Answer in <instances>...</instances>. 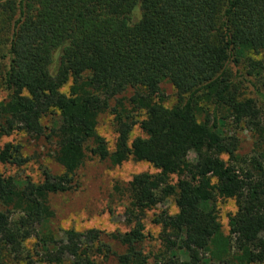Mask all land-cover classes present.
<instances>
[{
	"label": "trees",
	"instance_id": "1",
	"mask_svg": "<svg viewBox=\"0 0 264 264\" xmlns=\"http://www.w3.org/2000/svg\"><path fill=\"white\" fill-rule=\"evenodd\" d=\"M0 25L8 32L0 138L44 139L60 168H42L37 180L0 174V264H147L150 210L167 255L161 264H264V126L240 90L245 79L264 100V0H0ZM241 63L257 83L243 78ZM164 81L174 90L169 104ZM104 112L112 150L97 132ZM227 121L257 134L259 151L242 165ZM136 126L141 135L130 139ZM87 154L152 169L122 189L124 232L49 228L50 196L76 190ZM27 161L20 144L0 146V163ZM170 198L174 213L155 210ZM226 199L235 211L224 230L217 203Z\"/></svg>",
	"mask_w": 264,
	"mask_h": 264
},
{
	"label": "rangeland",
	"instance_id": "2",
	"mask_svg": "<svg viewBox=\"0 0 264 264\" xmlns=\"http://www.w3.org/2000/svg\"><path fill=\"white\" fill-rule=\"evenodd\" d=\"M7 34V28L0 25V46L2 49H4L3 44ZM239 70L243 78L246 77L248 79V82H258L256 77L246 75V69L242 63L239 65ZM236 82L239 81L236 80ZM161 86L168 96V104L172 103L173 87L167 81H164ZM65 89L66 87L63 88L64 91ZM240 90L242 92L241 99H252L260 109L261 121L264 126V100L245 82V79L240 82ZM130 93L131 91H126L121 96L128 97ZM6 94L7 92L3 89V86L0 85V99H3ZM51 122V116H47L42 120L45 126H50ZM224 129L229 134H234L239 138V148L236 151L239 157V164L242 165V160H250L251 156L257 155L259 151L256 145L258 137L254 130L246 129L243 124H233L231 121L226 122ZM97 132L106 140L108 148L112 150L116 133L110 113L104 112L98 115ZM138 135H141V131L136 126L130 134V139ZM5 142L20 144L22 146V154L28 161L22 166L0 163V174L16 178L29 177L30 179L37 180L40 178V172L44 167H48L54 172L59 171V166L53 162L50 155L55 146L47 143L44 139L33 140L21 132H16L10 136L0 138V146ZM189 158L193 159L194 154L190 153ZM223 158L227 159V156H223ZM144 171H152V169L148 164L143 162H135L129 159L119 166H112L107 160H101L87 154L77 172L79 186L76 190L50 196L49 202L54 211V216L49 222V228L54 232L67 227H74L79 230L97 228L105 232L126 231L128 226L125 223L124 214L129 206V199L126 192L122 189L132 174ZM116 185L119 187V190L114 188ZM217 206L219 220L223 229L226 230L227 214L235 211L234 201L232 199L218 200ZM163 208L167 209L170 213H174L176 208L173 199L166 200L162 206H158L155 210L158 211ZM154 214L155 212L152 210L146 211L144 218L145 238L142 246L144 253L148 256L147 264H161L167 259V255L162 250L163 248L160 246L157 238L159 226L152 223ZM108 242L118 253L123 251L121 246L115 245L112 241ZM7 264L25 263L9 262ZM62 264L69 263L64 261ZM107 264L118 263L115 259L111 258Z\"/></svg>",
	"mask_w": 264,
	"mask_h": 264
}]
</instances>
